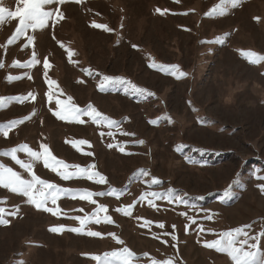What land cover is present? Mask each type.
<instances>
[{"label": "rangeland", "instance_id": "1", "mask_svg": "<svg viewBox=\"0 0 264 264\" xmlns=\"http://www.w3.org/2000/svg\"><path fill=\"white\" fill-rule=\"evenodd\" d=\"M221 5L222 0H65L46 6L58 8L64 19L29 28L11 44L19 18L6 16L0 25V97L31 92L35 99L9 100L0 109V125L24 120L7 137L0 133V152L21 144L42 152L40 145L47 144L70 166L94 165L90 170L104 175L107 183L65 181L39 160L33 171L41 179L66 189L121 192L95 196V204L62 195L54 216L0 187V207L6 212L19 208L15 216L5 215L8 225H0V264H98L90 257L124 247L141 257L139 264L168 259L173 264H234L204 242L245 225H251L245 228L249 236L264 231V61L251 63L242 55L251 51L264 56V0ZM0 6L10 11L22 7L19 0H0ZM214 8V14L206 15ZM28 36L34 37L31 44ZM34 52L39 63L13 66L26 64ZM154 62L178 65L187 75L177 79L151 67ZM103 75L123 77L155 95L101 92ZM57 100L80 108L92 104L119 123L109 127L88 116L80 117L83 124L71 116L61 120L54 115ZM166 115L172 122L160 119ZM17 156L28 159L24 152ZM0 162L31 178L10 157L0 156ZM153 177L161 183L150 184ZM151 191L171 193L173 202L144 196ZM101 205L106 212H97ZM94 214L100 223H86L79 234L66 230L81 227L75 217L87 220ZM105 215L114 223L105 222ZM60 225L66 226L62 234L49 230ZM87 231L102 236H88ZM259 245L264 250V237Z\"/></svg>", "mask_w": 264, "mask_h": 264}, {"label": "snow or ice", "instance_id": "2", "mask_svg": "<svg viewBox=\"0 0 264 264\" xmlns=\"http://www.w3.org/2000/svg\"><path fill=\"white\" fill-rule=\"evenodd\" d=\"M65 0H19V5L17 6L15 11H10L9 9L0 6V25L5 22L6 16L9 18H19V27L15 30V36L9 39L8 43L11 44L14 39L19 36H23L26 34L29 28L35 30L36 28H44L47 26L49 20H53L54 22H58V20L64 19L62 13H60L59 9L55 10H46V6L53 4H63ZM79 3V0H77ZM225 3H231L233 7L239 6L243 3V0H222V5ZM221 5V7H222ZM216 8H214L210 13L206 15H212L216 12ZM157 12L164 14V10L157 9ZM259 20V18H256ZM94 28L104 29L106 31H112V29L108 28L107 25L93 23ZM123 27V25H121ZM34 40L33 36H28L29 44ZM208 43H212L213 41H207ZM216 42H221L220 38L217 37ZM28 45H25L27 47ZM63 46V45H61ZM133 47H137L133 45ZM246 58H249L251 63H256L258 61H264V56H261L255 52H242ZM39 63L37 60L35 52L32 55L31 60H29L26 64H19V62L15 63L13 66L20 67H31L33 64ZM153 68H158L162 72L169 73L175 76L177 79L183 78L187 75V73L180 71L178 65H167V64H159L157 65L155 62L150 65ZM4 65L0 63V68H3ZM44 67H49L47 60H45ZM89 76L92 75V71L90 69H83ZM102 75V74H101ZM22 77H8V79H21ZM31 79V77H29ZM79 83H83L84 81H78ZM51 85H56L57 82L55 80H51ZM120 86H123L121 89ZM123 90V92L127 95L131 92L138 93H147L149 96H154L155 93L149 92L146 89L140 88L137 85L133 84L130 80H126L120 76H109L103 75V78L99 84V91L105 92L107 90ZM29 97L35 99L33 93L29 92L26 96H13V97H0V109L3 108L5 103L9 100L17 101L23 103L25 100H28ZM51 98V94H49ZM69 102L72 101V97H68ZM57 105L60 106L59 110L54 112L61 120L69 119L71 116L72 119H75L78 123H85L84 120L80 119L81 116H88L93 121L97 123L106 122L109 127L116 125L119 121L112 120L108 116L103 115L99 112L92 104L87 105L86 108H80L75 104H62L60 100L56 101ZM190 103V102H189ZM35 115V112H33ZM30 117H26L28 119ZM160 119H166L169 122H172V118L170 116H163ZM24 120H14L7 123V125H0V133L3 134L4 137H7L9 134V130L14 128L18 124H22ZM150 123H158V121H150ZM125 135H129L125 133ZM79 144L84 145L88 144L86 140L78 141ZM139 144H144L143 140L138 141ZM109 147H112L110 144ZM40 148L43 149L42 152L36 151L33 148L29 147L27 144H21L17 147H13L10 150H6L0 152V156H8L10 157L15 164L19 165L20 168L24 169L25 172L29 173L31 178H26L20 172L15 171L12 167H8L2 162H0V187L4 189H9L13 193L21 194L23 197H27V203L34 205L37 210L43 209L46 212L52 213L54 216L58 215L59 207L57 201L61 198V196H70L73 198H79L81 200H87L91 203L95 204L96 201L92 199L95 196H105L111 194L119 195L121 190L112 188L108 192H92L87 189H66L63 188L49 180L41 179L38 175L33 171V165L35 162L39 160H43L45 167L51 168L53 172H56L63 180L68 181L73 178H86L89 181L95 180L96 183L103 184L107 183V178L102 175L98 171H91L90 169L94 167V165H89L87 168L81 167L79 165H68L63 160L57 159L51 152L49 146L47 144H41ZM179 150V149H178ZM123 151V148L121 149ZM24 152L27 154V161L24 159H20L17 156V153ZM91 155V153H89ZM51 161V162H50ZM57 166H63V170ZM76 169L75 171H69V168ZM140 172L148 176L150 173L146 169H141ZM98 178V179H97ZM161 181L158 178L153 177L150 184H160ZM227 191L225 192V196H227ZM144 196L151 197L152 199H161L167 200L169 202H173V197L171 193L165 194L159 191H151L144 193ZM176 201L180 203H184L182 197H176ZM151 203V200L149 201ZM49 203L56 207H50ZM19 208L17 207L12 212H6L5 208L0 207V225H8L9 221L5 219V215L15 216ZM82 211V209H81ZM107 211V206L101 205L97 212ZM117 211L125 212L127 215H131V211L127 209H117ZM74 219L80 222L81 227H72L67 228L65 225L54 226L49 230L53 233L62 234L66 229L73 233H82L84 231V225L89 222L100 223V218L94 214L91 217H88L87 220L82 217H75ZM206 219L211 220L212 217L208 216ZM103 220L107 223H114L111 218L107 215L103 216ZM196 221L193 220L192 223ZM160 228H164V224H159ZM251 225H245L244 227H237L235 229L229 231H223L219 233V238L214 239L212 241H205L204 246L210 249H215L217 252L227 254L234 264H264V250H261L259 245V239L264 237V231H261L258 236H249V233L245 231V228H250ZM201 231H204L202 228ZM86 234L92 237H101L102 233L99 231H87ZM119 244L123 245L125 242L120 239L115 233H110ZM243 236L244 239H240ZM175 239V237H173ZM250 240L257 241L256 243H249ZM247 246V247H245ZM147 255L146 253L144 254ZM91 259L98 262V264H139V260L141 257L137 256L135 252H133L130 248L124 247L119 251H112L104 253L103 257L99 255H94L90 257ZM153 264H173L172 259H168L165 261H156L153 260Z\"/></svg>", "mask_w": 264, "mask_h": 264}]
</instances>
